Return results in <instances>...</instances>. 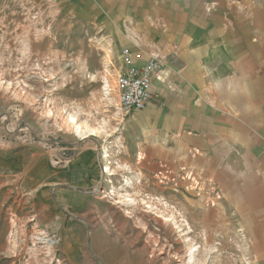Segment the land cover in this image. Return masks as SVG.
<instances>
[{"label": "crops", "instance_id": "1", "mask_svg": "<svg viewBox=\"0 0 264 264\" xmlns=\"http://www.w3.org/2000/svg\"><path fill=\"white\" fill-rule=\"evenodd\" d=\"M256 1L99 0L110 17V22L106 17L99 22L105 36H116L121 46L140 48L160 55L164 61L162 72L152 82L153 101L146 109L133 112L124 130L117 118L114 122L108 119L101 83L92 93L88 65L52 62L40 70L44 77L36 71L20 79V94L24 96L19 97L25 108L41 96L54 110L52 118H42V125L58 128L61 119L55 112L61 109L68 118L75 116L76 124L86 130L85 137L76 132L67 134L71 140L66 141L72 142L65 144L76 146L79 154L61 169L52 166L49 152L44 150L12 152L6 150V143L1 147L0 168L22 175L26 192L36 193L31 198L34 210L38 216H49L52 221L47 225L52 232H73L76 227L87 232L89 245L101 264H151L144 257L147 247L132 252L128 249L137 245L140 232L152 233L153 222L159 220L132 204L108 205L105 199L110 194L104 191L102 199L100 184L118 180L119 186L113 183L109 197L113 201L133 200L148 189L147 178L159 160L200 165L205 176L221 187L223 196L235 200L230 208L244 218L242 224L252 238L255 256L242 260L212 258L208 264H264V124L258 132L261 141L252 135L250 126L258 117L256 112L251 114V106H262L260 89L264 91V36H251L250 29L251 5ZM74 81H80L81 86L73 87ZM252 90H257L258 96L255 92L252 96ZM83 92L86 96L76 94ZM2 99L0 111H5L7 103ZM42 104H34L32 112L26 114L33 129L38 124L34 115L42 111ZM256 111L262 113L261 109ZM107 130L108 144L104 139ZM128 136L131 151L145 157L141 164L125 158L124 139ZM252 139L257 143L253 152ZM112 145L119 146L123 162L106 161ZM191 151L198 152L195 160ZM252 153L257 158L253 162ZM191 215L201 216L203 225H189L188 233L213 230L215 212L194 210ZM179 227L182 233L186 231V226ZM111 232L116 235L110 237ZM125 234L131 240L122 245L120 239ZM185 243H172L175 247L164 258L165 264H202V241ZM170 247L169 243L161 255ZM185 247L190 250L186 252Z\"/></svg>", "mask_w": 264, "mask_h": 264}, {"label": "rangeland", "instance_id": "2", "mask_svg": "<svg viewBox=\"0 0 264 264\" xmlns=\"http://www.w3.org/2000/svg\"><path fill=\"white\" fill-rule=\"evenodd\" d=\"M251 6V36H264V0H258ZM104 17L110 20L99 0H0V104L3 105L2 97L7 103L5 111H0V156L3 155L1 147L6 143V150L12 152H22L26 148L49 152L52 166L57 169L66 167L67 163L77 158L79 149L65 144L72 142L66 141L71 140L67 134L72 135L77 130V127L68 125L66 112L55 109V116H59L61 124L52 129L49 125H42L43 117L54 116L49 103L38 96L25 108L24 100L19 97L23 95L20 94V79L36 71L44 77L40 70H45L43 68L52 62L90 66L92 72L89 85L92 93L97 89L98 83L104 88V78H107L113 90L110 93L112 100H108L103 93V97L107 99L104 107L108 119L114 122L117 118L118 122H122L123 130L129 125L134 114H127L122 110L117 87H113V79L117 83L119 53L124 46H121L116 36L104 35V26L99 24ZM80 86V81L73 82V87ZM260 91L262 106H251V114H257L258 117L251 120L250 125L252 135L258 141H261L258 132L264 124V120H261L264 114V91ZM40 92L45 93L43 90ZM254 92L258 96L257 90H252V96ZM76 94L86 96V92ZM34 104H42L39 114L30 113L37 117V129L31 128L26 120V114L28 111L32 112ZM257 109H261L262 113H257ZM78 128L82 130L79 125ZM85 131L80 132L81 137H85ZM107 133L104 139H107L108 144L111 139L108 137V130ZM125 138L128 153L124 155L129 158L127 162L137 160L141 164L145 157L139 151H131V137ZM255 144L257 143L252 139V152L256 149ZM111 150V157L106 161H124L120 157L122 154L119 146L112 145ZM190 153L195 160L198 152ZM237 159L236 154L235 160ZM251 160H257L253 153ZM255 172L258 174L257 169ZM16 173L18 172L9 173L0 168V264H101L97 261L96 250L89 245L90 234L78 231L77 227L73 232L65 230L58 233L50 230L47 223L52 220L49 216H38L37 210H34L31 198L36 193H27L22 184V175ZM150 177L147 178L148 189L140 192L133 200L113 201L109 197L113 192V183L119 186L118 180H104L100 184L102 199L106 196L104 191L110 194L105 199L108 205L132 204L159 220L153 222L152 233L140 232L137 245L132 250L128 249L130 252L147 247L144 257L151 264H165L164 258L169 257L175 247L172 243L179 241L186 245L187 241H202V264H208L212 258H255L252 238L242 224L244 218L237 216L230 208L235 200L225 198L218 183L205 176L200 165H173L159 160ZM193 209L196 212L202 210L217 214L213 230L188 233L189 225H203L201 216L192 217ZM64 215L73 220L66 211ZM42 219L48 221L42 223ZM180 225L186 226L184 233L181 232ZM115 235L110 233V237ZM129 239L125 234L120 240L122 243ZM163 242L167 244L161 246ZM169 243L171 247L167 254L161 255ZM211 245L213 247L209 248ZM189 250L185 247L186 252Z\"/></svg>", "mask_w": 264, "mask_h": 264}, {"label": "built area", "instance_id": "3", "mask_svg": "<svg viewBox=\"0 0 264 264\" xmlns=\"http://www.w3.org/2000/svg\"><path fill=\"white\" fill-rule=\"evenodd\" d=\"M164 68L160 55L129 46L121 48L117 75L119 103L125 113L142 111L153 101L152 82Z\"/></svg>", "mask_w": 264, "mask_h": 264}, {"label": "bare ground", "instance_id": "4", "mask_svg": "<svg viewBox=\"0 0 264 264\" xmlns=\"http://www.w3.org/2000/svg\"><path fill=\"white\" fill-rule=\"evenodd\" d=\"M104 83H105V85H104V88H103V90H104V95H106L105 97L108 99V100H112V98L113 97H110L111 96V91H113L112 90V88H111V86H110V82H109V80L107 79V78H104ZM113 87H117L116 86V79H113ZM70 118L68 119V125L69 126H72V127H77V130H76V133L78 134V135H81V131L82 130H80L79 128H78V125L76 124V117L75 116H69ZM93 130V129H92ZM93 133L95 132H97L96 130H94V131H92Z\"/></svg>", "mask_w": 264, "mask_h": 264}]
</instances>
